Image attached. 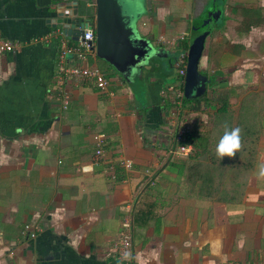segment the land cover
I'll return each mask as SVG.
<instances>
[{"label":"crops","instance_id":"crops-1","mask_svg":"<svg viewBox=\"0 0 264 264\" xmlns=\"http://www.w3.org/2000/svg\"><path fill=\"white\" fill-rule=\"evenodd\" d=\"M76 1L79 16L93 14V0ZM145 1L142 34L177 40L179 53L195 20L219 10L199 61L208 80L200 96L216 91L232 116H216L215 101L193 110L183 99L172 116L167 88L178 86V70L170 83L152 63L128 78L96 55L67 61L96 65L108 87L67 79L63 108L55 37L43 40L58 29L51 19L63 1L0 0V36L16 43L0 56V264H119L112 251L125 216L137 264L264 260V0H222L218 9L216 0ZM211 41L227 46L215 63ZM173 117L185 137L205 138L196 158L189 142L187 155L168 153ZM235 127L241 148L219 157Z\"/></svg>","mask_w":264,"mask_h":264},{"label":"water","instance_id":"water-1","mask_svg":"<svg viewBox=\"0 0 264 264\" xmlns=\"http://www.w3.org/2000/svg\"><path fill=\"white\" fill-rule=\"evenodd\" d=\"M77 5L76 0L60 3L56 18L51 19L52 26L58 27L67 39L74 41L83 35L85 28H92L95 55L111 64L124 77L129 78L142 65L169 58L166 52L153 48L151 38L141 32L140 18L146 12L142 0H93V14L88 16V13L79 16ZM66 8L68 13L65 14L63 10ZM218 16L219 10H205L204 18L193 23L186 48L185 99L198 98L206 89L208 80L199 68V61L205 39Z\"/></svg>","mask_w":264,"mask_h":264},{"label":"built area","instance_id":"built-area-1","mask_svg":"<svg viewBox=\"0 0 264 264\" xmlns=\"http://www.w3.org/2000/svg\"><path fill=\"white\" fill-rule=\"evenodd\" d=\"M63 2H68L70 0H62ZM63 12L68 13V9H64ZM50 37H55L59 39L60 51L58 55L57 70H56V83L57 96L60 98L61 105L65 108L69 102V96L66 91H64L63 84L67 79H73L79 82L90 81L100 89L105 90L108 87L109 80L96 65L89 64H69L67 58L74 57L83 61L88 55H95L94 51V31L92 28H85L83 35L79 36L78 39L72 43L68 42L66 35L63 34L59 29H55L49 34L43 36V40H48ZM163 43L164 40L161 38L158 40ZM170 46H177V40L167 41ZM16 43L10 39L0 36V56L11 52L15 49ZM186 65V51H181L176 57V68L178 70L179 80L178 86H169L167 88L173 96V103L175 104V111H173L172 116H178L181 111V102L183 99L182 85L184 82ZM165 96L167 93L163 91ZM170 124V123H169ZM174 129L167 128V133L172 137V143L169 145L168 153L173 155H187L190 152L189 143H183L184 134L188 132L187 126L178 125L177 118L173 117L171 124ZM101 149L97 148L95 154H100ZM122 165L126 168L130 167V162L128 160L122 161ZM121 231L119 237L117 238L114 248L112 251L113 257L117 260L119 264H137L136 257L132 249V242L130 237V220L128 216H125L121 223ZM29 229V225L26 226ZM30 236H34V232L29 233ZM218 264H244L236 261H224ZM254 264H264V260L256 262Z\"/></svg>","mask_w":264,"mask_h":264},{"label":"trees","instance_id":"trees-1","mask_svg":"<svg viewBox=\"0 0 264 264\" xmlns=\"http://www.w3.org/2000/svg\"><path fill=\"white\" fill-rule=\"evenodd\" d=\"M54 43H55V50L57 51V57L56 59H58V55H59V51H60V43H59V39L54 38ZM225 47L227 48V46L221 42L218 41H211L208 47V63H215L217 62L218 57L224 52ZM216 91H210V95H202L198 98H191V99H185L183 98V103H189V102H194L192 108L193 110H198L199 109V105L200 103L203 102V104H209L211 101H215L218 105V110L222 111L225 109L226 107V102H224L223 100V96L220 95L219 99L216 94ZM204 138L202 136H197L195 134L194 131H192V133H188L186 134V137L184 138L183 143H191L194 146V150H192V153L189 155L191 157L195 156V158L200 155V152H197V145L199 144H204L205 143V138H204V142H201V139Z\"/></svg>","mask_w":264,"mask_h":264},{"label":"rangeland","instance_id":"rangeland-1","mask_svg":"<svg viewBox=\"0 0 264 264\" xmlns=\"http://www.w3.org/2000/svg\"><path fill=\"white\" fill-rule=\"evenodd\" d=\"M223 1L222 0H216L215 1H211V5H213V9H218L220 7H222ZM142 5L145 8V2L144 0H142ZM218 22L215 25V28L217 26ZM221 24V23H220ZM152 47L155 49H158L160 52H166V56H168L169 58L165 57V59L158 64H152V69L155 70L156 74L161 78V81L163 83L165 82H173V80L175 79V76L177 74V68H176V57L178 55V47H173V46H168L167 44H159L157 41L151 39L150 40ZM174 57H171L173 56ZM98 60V59H97ZM258 101H257V109L260 110L262 108H264L263 106V102H264V96L262 95L261 97H257ZM244 109H242L243 111ZM245 111L248 113L249 110ZM259 113V112H258ZM216 116H226V118L228 119L227 116H232L230 113L228 112H216ZM258 116V114H256ZM244 116H255L254 113L251 115H247L244 114ZM259 116H264L261 113H259Z\"/></svg>","mask_w":264,"mask_h":264},{"label":"clouds","instance_id":"clouds-1","mask_svg":"<svg viewBox=\"0 0 264 264\" xmlns=\"http://www.w3.org/2000/svg\"><path fill=\"white\" fill-rule=\"evenodd\" d=\"M240 132L241 129L239 127L225 130L216 146V153L219 157H232L241 148ZM261 174L264 175V167L261 168Z\"/></svg>","mask_w":264,"mask_h":264},{"label":"flooded vegetation","instance_id":"flooded-vegetation-1","mask_svg":"<svg viewBox=\"0 0 264 264\" xmlns=\"http://www.w3.org/2000/svg\"><path fill=\"white\" fill-rule=\"evenodd\" d=\"M144 2H145V4H146V1L144 0ZM159 59V58H158ZM159 62V61H158ZM157 61H153L152 62V64L154 63V64H156V63H158Z\"/></svg>","mask_w":264,"mask_h":264}]
</instances>
